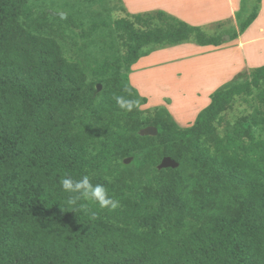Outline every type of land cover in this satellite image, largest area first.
I'll list each match as a JSON object with an SVG mask.
<instances>
[{
  "label": "trees",
  "instance_id": "obj_1",
  "mask_svg": "<svg viewBox=\"0 0 264 264\" xmlns=\"http://www.w3.org/2000/svg\"><path fill=\"white\" fill-rule=\"evenodd\" d=\"M42 1L0 0V264H264V139L216 136L235 99L264 86V65L214 93L190 128H179L162 107L143 127L153 125L156 137L127 138L142 122L115 97L137 99L135 89L116 79L92 94L80 61L22 25L28 4ZM261 1L230 39L254 23ZM133 18L152 29L118 21L128 52L115 66L131 67L144 48L186 43L192 34L199 46L224 43L225 36H206L162 10ZM252 123L264 124V107ZM142 140L157 149L153 164L165 157L175 166L160 168L142 188L124 184L109 193L121 203L115 210L67 204L64 177L88 175L110 190L100 181L110 160L135 154ZM153 218L154 226L142 222Z\"/></svg>",
  "mask_w": 264,
  "mask_h": 264
},
{
  "label": "rangeland",
  "instance_id": "obj_2",
  "mask_svg": "<svg viewBox=\"0 0 264 264\" xmlns=\"http://www.w3.org/2000/svg\"><path fill=\"white\" fill-rule=\"evenodd\" d=\"M256 2L243 0L238 11L235 9L233 13L232 0H45L29 3L21 23L34 34L55 38L68 59L80 61L86 69L92 94H98L109 81L116 79L134 88L139 100L137 114L142 122L135 126L142 130L136 132L134 129L124 135L133 138L139 133L146 137L143 127L149 125L158 108H166L179 128H190L199 113L211 103L214 93L250 80L254 68L234 73L239 65L234 66L235 61L228 56V41ZM160 6L188 24L200 27L206 36H225L223 48L201 47L192 34L186 43L144 48L142 57L131 67L115 66L114 62L128 52L126 32L115 28V24L128 20L134 23L137 32L148 31L152 28L133 17L157 13ZM261 56L256 52L251 60L259 63ZM263 92L264 86L254 88L251 96L236 98L232 108L224 112L217 123V138L232 142L249 136L264 139V124L254 126L252 123L264 107L260 99ZM78 115L81 119L82 113ZM142 144L143 147L136 145L135 154L110 160L111 171L103 172L100 180L111 185L109 193H116L124 184L142 188L157 177L161 168L153 164L159 156L157 149L152 141L142 140ZM157 204H162V200ZM154 220L142 222L154 226Z\"/></svg>",
  "mask_w": 264,
  "mask_h": 264
},
{
  "label": "crops",
  "instance_id": "obj_3",
  "mask_svg": "<svg viewBox=\"0 0 264 264\" xmlns=\"http://www.w3.org/2000/svg\"><path fill=\"white\" fill-rule=\"evenodd\" d=\"M242 1L243 0H232L231 8L234 6L233 13H236L235 9H237L238 11V9L241 7ZM260 7L261 9H260L259 15L257 19L254 21V23L244 33L240 34L238 38L228 41V56L233 61H235L233 63L234 66L239 65V67H237L234 70V73H237L239 71H242L243 69H248V68L255 69L256 66L261 67V65L264 64V0L261 1ZM160 9L180 19V17L177 14L171 13L170 10H168V8L160 6ZM180 20H182V18ZM256 21L258 25L255 26ZM195 27H198V26H195ZM224 44L225 43H223L221 46H218V47L223 48ZM203 47H206V46H203ZM212 47H215V46H212ZM256 52L257 54L262 55L261 56L262 61L259 63H255L252 61L254 57L256 56Z\"/></svg>",
  "mask_w": 264,
  "mask_h": 264
},
{
  "label": "clouds",
  "instance_id": "obj_4",
  "mask_svg": "<svg viewBox=\"0 0 264 264\" xmlns=\"http://www.w3.org/2000/svg\"><path fill=\"white\" fill-rule=\"evenodd\" d=\"M115 102L119 108L132 112L139 100L135 98H125L124 96H116ZM62 189L69 193L67 204L72 208L77 206L83 208L80 201H92L99 205L101 209L115 210L119 207V201L109 195L107 188L103 184L93 183L88 175L82 176L80 179H74L66 176L61 180Z\"/></svg>",
  "mask_w": 264,
  "mask_h": 264
},
{
  "label": "water",
  "instance_id": "obj_5",
  "mask_svg": "<svg viewBox=\"0 0 264 264\" xmlns=\"http://www.w3.org/2000/svg\"><path fill=\"white\" fill-rule=\"evenodd\" d=\"M229 40V37L227 38ZM146 136H156L158 131L154 127H148L143 131ZM175 166V162L170 158H165L161 164V168H168Z\"/></svg>",
  "mask_w": 264,
  "mask_h": 264
}]
</instances>
